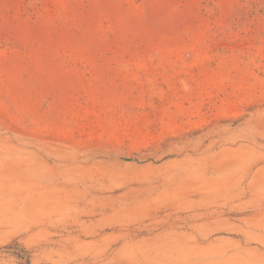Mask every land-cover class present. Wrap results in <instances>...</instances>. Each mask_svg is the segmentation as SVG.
Instances as JSON below:
<instances>
[{
  "label": "rangeland",
  "instance_id": "1",
  "mask_svg": "<svg viewBox=\"0 0 264 264\" xmlns=\"http://www.w3.org/2000/svg\"><path fill=\"white\" fill-rule=\"evenodd\" d=\"M0 264H264V0H0Z\"/></svg>",
  "mask_w": 264,
  "mask_h": 264
}]
</instances>
